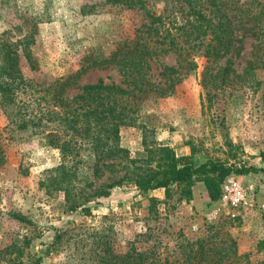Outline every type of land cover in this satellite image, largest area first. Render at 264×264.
Instances as JSON below:
<instances>
[{
	"label": "rangeland",
	"instance_id": "rangeland-1",
	"mask_svg": "<svg viewBox=\"0 0 264 264\" xmlns=\"http://www.w3.org/2000/svg\"><path fill=\"white\" fill-rule=\"evenodd\" d=\"M143 3L154 15H170L178 22L185 18L181 0ZM144 14L126 8L121 0H0V43L16 42L35 28L30 45L34 68L21 57L20 69L24 78L44 87L51 78L108 55L118 41L133 36ZM232 19L234 46L213 63L195 55V68L168 94L143 100L137 123L122 126L118 142L129 158H147V146L162 145L175 155H191L197 163L221 158L250 165L248 173L231 175L264 202V163L258 156L264 150V19L246 23L240 14ZM158 60L176 65L172 53ZM139 70L144 75L138 77ZM157 70L154 64L141 69L125 62L95 65L77 84L102 79L125 86L136 77L152 82L158 80L151 75ZM7 123L0 102L6 156L0 164V249L27 238L24 261L34 256L40 264H132L125 256L135 252L151 249L161 257H180L178 247L184 240L210 238L226 246L230 237L237 255L249 253V261L264 262V210L233 207L220 197L212 200L200 179L194 180L188 197L180 195L179 185L143 195L123 185L113 187L108 196L79 198L57 187L58 176L52 170L60 164L58 150L32 135L30 128H5ZM79 168L78 180L92 186L115 176L105 170L96 178L87 164ZM115 168L121 176L124 170ZM76 202L81 205L70 209ZM82 206L89 207L90 214ZM241 259L238 264H245L247 259ZM0 264L10 262L3 258Z\"/></svg>",
	"mask_w": 264,
	"mask_h": 264
},
{
	"label": "trees",
	"instance_id": "trees-1",
	"mask_svg": "<svg viewBox=\"0 0 264 264\" xmlns=\"http://www.w3.org/2000/svg\"><path fill=\"white\" fill-rule=\"evenodd\" d=\"M181 1L186 8L183 22L169 19L170 15L147 12L143 0H121L126 8L145 11L144 22L134 29L133 36L118 41L108 55L96 57L71 73L51 78L44 87L24 78L20 69L21 57L34 68L30 45L34 43L35 28L31 27L29 34L16 42L5 40L0 43V102L8 120L5 128L12 124L17 130L30 128L32 135L41 137L46 144L58 150L60 164L52 171L58 176L57 187L66 193H77L79 198L88 200L90 197L108 196L115 186H132L143 195L151 190H167L171 185H179L180 195L188 197L194 180L200 179L208 196L217 200L226 177L232 173L245 174L253 169L245 163L238 166L221 158L197 163L191 155H175L162 145L147 146V158H129L127 150L119 145L120 128L137 123L143 100L168 94L195 68V55L205 56L207 63H213L234 46L237 38L234 36L233 16L240 14L246 23L264 19V3L258 0ZM167 53L175 56L176 65L162 64L158 60ZM120 62L136 69L154 64L159 70L151 75L157 76L158 80L151 82L136 77L125 86L106 83L102 79L77 84L89 67ZM143 73L139 70L137 76ZM40 91L43 94L35 96ZM2 139L0 131V164L6 160ZM258 156L264 163V150ZM84 164L96 178H101L105 170L115 176L97 186L90 182L84 184L77 178L79 165ZM117 165L124 170L121 176L116 174ZM80 205L76 202L69 208ZM82 211L90 214L87 206H82ZM12 215L19 220L24 219L19 214ZM227 240L229 244L226 246L224 242H213L210 238L184 240L178 247L180 257L169 254L161 257L154 250L146 249L125 256V260L132 264H238L239 259H247L249 253L237 255L235 241L230 237ZM260 243L264 247V240ZM29 245L30 239L27 238L20 245L8 244L0 249V260L4 258L10 264H40L39 257L32 256L26 261L21 258L24 248ZM245 262L264 264L263 261L251 262L248 259Z\"/></svg>",
	"mask_w": 264,
	"mask_h": 264
},
{
	"label": "built area",
	"instance_id": "built-area-1",
	"mask_svg": "<svg viewBox=\"0 0 264 264\" xmlns=\"http://www.w3.org/2000/svg\"><path fill=\"white\" fill-rule=\"evenodd\" d=\"M220 198L233 207L264 210V202L255 199L253 188L245 186L238 178L232 175L226 177L221 183Z\"/></svg>",
	"mask_w": 264,
	"mask_h": 264
}]
</instances>
